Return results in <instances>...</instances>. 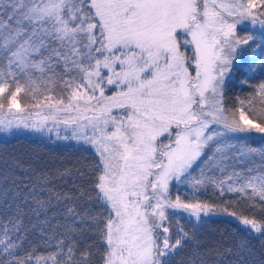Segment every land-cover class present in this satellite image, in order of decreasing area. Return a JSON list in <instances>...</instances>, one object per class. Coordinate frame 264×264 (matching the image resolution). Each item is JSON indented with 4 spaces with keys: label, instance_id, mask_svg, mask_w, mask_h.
Instances as JSON below:
<instances>
[{
    "label": "snow or ice",
    "instance_id": "1",
    "mask_svg": "<svg viewBox=\"0 0 264 264\" xmlns=\"http://www.w3.org/2000/svg\"><path fill=\"white\" fill-rule=\"evenodd\" d=\"M248 23L261 27L239 35ZM234 73L264 75V0H0V134L97 158L87 199L54 192L47 172L12 187L0 173V264H93L89 232L100 264H172L189 245V264H210L198 233L217 216L264 241V147L244 143L264 140V80L230 100ZM241 200L251 216L229 210ZM231 253L212 264H242Z\"/></svg>",
    "mask_w": 264,
    "mask_h": 264
},
{
    "label": "trees",
    "instance_id": "2",
    "mask_svg": "<svg viewBox=\"0 0 264 264\" xmlns=\"http://www.w3.org/2000/svg\"><path fill=\"white\" fill-rule=\"evenodd\" d=\"M261 80H264V75L234 73L233 79L229 83L228 98L232 100L237 96H249L252 94L254 86ZM96 159L92 150L71 142L61 143L52 138L23 133L17 136H0V173H3L6 168L9 169V187H12V180L22 186L30 184L41 172H47L51 178L48 187L53 188L54 192L75 196L76 190L79 188L86 193L85 199L89 196L94 197L95 192L92 191V178L89 173L96 163ZM5 161H7V165ZM14 162H18L21 167L15 168ZM65 172L67 174L60 175ZM81 172L84 173L83 176L80 175ZM200 199L211 200V191L207 195H202ZM224 199H235V197L229 195ZM77 203L82 204L84 201L80 200ZM229 210L242 215L251 216L253 214L249 202L246 200L232 205ZM99 211L98 208L93 207L94 214ZM256 215L257 218H260L261 214L257 211ZM179 222L186 231H191V223L184 219H179ZM60 223H64V221L61 220ZM25 224L29 225V220L26 219ZM29 239L38 242L39 236L30 233ZM198 240L201 245L200 251L209 253L210 264L217 258L216 253H224L225 249H232L231 254L225 255L226 261L239 260L242 256V264H264V241L255 234L247 235L244 226L232 217L217 216L210 219L200 227ZM84 243L94 244L93 251L96 252V256L93 258V264H100L99 257L103 252V245L98 238L89 232L84 237ZM241 245H243L242 252L240 251ZM41 251H44L43 246ZM193 257L194 249L189 245L176 255L172 264H189Z\"/></svg>",
    "mask_w": 264,
    "mask_h": 264
},
{
    "label": "rangeland",
    "instance_id": "3",
    "mask_svg": "<svg viewBox=\"0 0 264 264\" xmlns=\"http://www.w3.org/2000/svg\"><path fill=\"white\" fill-rule=\"evenodd\" d=\"M261 26L259 25V24H257V25H255V26H253V25H251L250 23H248V29L247 30H241V28H243V25L242 26H240V27H238V34L239 35H249V34H253L250 30L251 29H253V28H256V29H259ZM249 55H251V53H249ZM23 103H31V101L29 100V99H27V98H24L23 100H22V104ZM21 133H23V134H33V133H29L28 131H26V130H24V131H22ZM33 135H37V134H33ZM0 136L1 137H9V136H3L2 134H0ZM40 136V135H39ZM43 137H46V138H48L47 136H43ZM52 139L53 140H56V141H58V142H61V143H68V142H71V143H74V144H76V142L75 141H64V140H57L56 138H55V136H53L52 137ZM233 143H236L235 141H233ZM244 143L248 146V147H252V148H262V147H264V140H261V139H259L257 136H255V134H254V137L253 138H250L249 140H247V141H244ZM77 145H79V144H77ZM81 146H84V147H86V148H88V149H90V150H92L90 147H88V146H86V145H81ZM93 151V150H92ZM94 152V151H93ZM235 163V161H229V164L231 165V164H234ZM262 163V160H261V157L259 156V155H256L253 159H252V161L251 162H248V163H245V165H243V167H237V169L236 170H238V171H241V170H243L244 168H255V167H257V166H259L260 164ZM182 191H183V189H182ZM176 193V189L175 188H173V194H175Z\"/></svg>",
    "mask_w": 264,
    "mask_h": 264
}]
</instances>
